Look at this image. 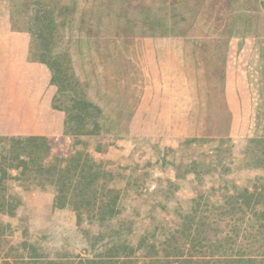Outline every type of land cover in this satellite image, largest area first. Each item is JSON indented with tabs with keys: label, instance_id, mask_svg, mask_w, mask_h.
Listing matches in <instances>:
<instances>
[{
	"label": "rangeland",
	"instance_id": "374dc122",
	"mask_svg": "<svg viewBox=\"0 0 264 264\" xmlns=\"http://www.w3.org/2000/svg\"><path fill=\"white\" fill-rule=\"evenodd\" d=\"M185 1L188 9L181 8L188 17L184 34L190 30L202 4V0H191L194 3L192 9L190 1ZM227 1L222 0L224 7L228 6ZM249 1L229 0V6L236 11L238 6H248ZM143 2L152 4L151 0ZM214 2L217 7V0ZM19 3L18 0H0V16L8 9L16 13V4ZM17 25L19 21H12V27ZM103 25L108 38L110 32ZM139 29L137 33L132 29L124 32L121 27L122 36L118 41L124 45L115 44L118 51L114 47L112 54L106 50L112 47L109 42L99 44L101 56H98L97 49L94 50V54L107 65V70L98 68L101 79L107 78L101 86L105 92L100 104L110 113L120 96H125L130 104L125 108L128 116L120 118L115 132L48 140L51 150L48 162L53 158L51 154L66 159L84 152L111 173V186L115 185L121 191L119 213L102 223L92 222L90 214L84 212L80 222L72 207L56 209L54 185L46 182V176L35 172L46 159V154L43 151L36 153L33 168L20 175L15 162L10 158L3 160V155H10L9 147H5V141H0V176L5 175L7 194L14 196L18 204L14 215L0 212L5 226L0 264L77 261L79 258L124 264L126 258L121 253L128 252V249L123 246L125 242L120 246L121 240L134 249L135 254L130 259L136 256L143 261L147 258L149 245H158L166 233L180 229L184 215L194 214L201 208L213 220L220 221L214 208L220 207L229 195L259 190L264 196V145L247 141L249 138L243 136H220L264 135V45H230L210 42L217 38H203L207 41L206 47L198 41L192 42L189 37L190 41H181L179 50H176L170 37H167L169 40L150 38L152 30L145 31L141 26ZM212 29L209 28L208 34L217 32ZM233 31L232 27L226 39L231 38ZM11 32L18 33L13 28H0V36H9ZM66 38L67 35L61 37L63 48L67 47ZM24 59L23 56L12 65H18L17 62ZM75 59L77 63L82 61L77 56ZM89 67L92 65H87L86 70L79 67L81 78H87ZM229 79L235 81L236 100L237 96L242 98V90L238 89L244 85L250 90L247 95L257 100L252 109L255 121L248 123L244 118L246 122H243L240 117L232 124L227 116L225 90ZM92 86L89 95L96 100L98 85L94 86L93 82ZM109 101L113 104L110 105ZM150 106L151 112L148 111ZM164 111L170 115H162ZM205 111L216 114V118L205 116ZM130 118L131 121H127ZM197 138L201 140L195 141ZM113 231H119L122 239L113 235ZM259 239L253 250L262 254L264 241ZM141 241L143 246H140ZM214 261L211 264H219ZM226 261L228 263L222 264H230L232 260ZM236 264H264V257L255 254L239 258Z\"/></svg>",
	"mask_w": 264,
	"mask_h": 264
},
{
	"label": "trees",
	"instance_id": "16d2710c",
	"mask_svg": "<svg viewBox=\"0 0 264 264\" xmlns=\"http://www.w3.org/2000/svg\"><path fill=\"white\" fill-rule=\"evenodd\" d=\"M18 1L20 3L16 4V13L9 9L12 21H19L18 27L12 28L30 37L27 61L46 67L50 75V85L54 90L52 109L63 113L62 131L68 138L115 132L120 118L122 120L126 118L124 115L128 116L125 108L130 104L125 100V96L118 97L116 104L109 101L110 105L113 104L111 113L99 102L105 92L101 86L103 81L107 80L106 77L101 79L98 69L101 67L107 70L103 59L98 57L101 56L99 44L111 43L112 47L106 50H109L108 54H112L111 49L120 42L118 39L122 36L121 27L124 32L132 29L133 33H137L141 26L145 31L152 30L150 38L172 37L170 41L173 42V48L179 50V39L185 35L184 28L188 20L187 15L181 12V8L186 6L185 0L180 3L172 0H151L152 4L144 3L143 0ZM132 8L137 9L133 11ZM103 24L110 32L111 36L108 38ZM63 35H67L66 48H63L61 40ZM199 44L207 47L206 40L200 41ZM127 48L126 46L124 49ZM95 49L98 50V56L94 54ZM76 56L82 60L80 63H77ZM98 61L101 63L97 64ZM87 65H92V68L89 67L87 78H81L79 67L86 70ZM2 79L1 77L0 83L3 82ZM93 82L94 86L98 85L96 100L89 95ZM127 121H131V118ZM197 140L201 139H195ZM0 141H5V147H9L10 155H3V160L10 158L9 160L15 162L16 169L21 171L20 175L33 168L31 166H34L36 153L43 151L46 154V159L37 166L35 172L44 178L46 176V182L54 185L56 209L72 207L78 213L80 222L83 221L84 212L90 214L92 222L96 220L102 223L119 213L118 201L121 191L115 185L111 186V173L105 171L89 155L79 152L65 159L51 154L53 158L48 162L47 157L51 150L46 137L0 136ZM247 141L264 145V138L254 137ZM5 178V175L0 176V212L14 215L18 204L15 203L14 196L7 194ZM262 194L259 190H244L229 195L220 207L214 208V213L221 218L220 221L213 220L212 216L201 208L195 209L194 214L184 215L180 229L166 233L158 245H149L150 250L143 261L136 256L130 259L135 254L134 249L121 240L120 246L125 242L123 246L128 249V252L121 253L126 258L124 264H211L213 260L219 264L232 260L230 264H236L239 258L255 254L264 257V253H254L253 250L259 238L264 241ZM4 228L0 219V246L3 244ZM113 235L122 239V235L119 237V231H113ZM140 246H143V241ZM148 258L150 259L147 261ZM107 263L108 260L79 258L77 261L39 260L27 264Z\"/></svg>",
	"mask_w": 264,
	"mask_h": 264
},
{
	"label": "crops",
	"instance_id": "0c3cea01",
	"mask_svg": "<svg viewBox=\"0 0 264 264\" xmlns=\"http://www.w3.org/2000/svg\"><path fill=\"white\" fill-rule=\"evenodd\" d=\"M177 1L183 0H172V2ZM189 1V5H192L193 9L194 3ZM214 1L202 0L190 30L179 39L180 43L184 40L190 41V38H192V42L198 41V43L203 38H217L216 40L211 39L210 42L220 41L230 45L239 43L264 45V4H262L264 0H250L248 6H238L236 11L229 6V0H226L227 7L223 6L222 0H217V7H215ZM10 12L8 9L6 14L0 16L1 29L12 28ZM232 27L234 29L233 34L230 39H226L228 38L226 37L228 31L232 30ZM209 28H213L212 30L217 32L213 31V35L208 34ZM247 29L251 31H247ZM170 38L172 39V37ZM222 39L226 40L222 41ZM29 43L30 37L26 33L13 32L9 36H5V34L0 36V45L3 44L4 46L5 44L4 47L0 48V78H3V82L0 83V136H41L48 140L53 139V137H65L62 131L64 115L62 112L52 109L54 90L50 85V75L43 65L27 61ZM259 48L261 49V47ZM23 56L25 58L23 62L20 61L17 62L18 65H12L13 61H17ZM230 58L227 57V59ZM15 70L18 72H14ZM28 71L31 73L29 74ZM245 86L238 89V91L242 90L240 93L243 95L242 98L237 96L236 100V95H234L236 92L235 81L228 80L225 90L227 107L225 112L231 118L232 124L233 121L240 120V117H242L243 122L247 120L248 123L256 120L255 112L252 109L255 108L257 100L251 99L249 93L247 95V91L250 92V90ZM151 108L150 106L149 112H151ZM168 113L164 111L162 115H170ZM204 113L205 116L209 115L211 118H216V114H208L206 111ZM146 116L148 117V114ZM211 121L213 122V120ZM204 122L206 121L204 120ZM194 136L201 137L204 135ZM220 136L227 138L243 136L248 139L257 136L261 138L264 135Z\"/></svg>",
	"mask_w": 264,
	"mask_h": 264
}]
</instances>
